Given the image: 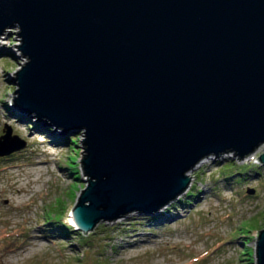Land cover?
I'll use <instances>...</instances> for the list:
<instances>
[{
	"label": "water",
	"instance_id": "95a60500",
	"mask_svg": "<svg viewBox=\"0 0 264 264\" xmlns=\"http://www.w3.org/2000/svg\"><path fill=\"white\" fill-rule=\"evenodd\" d=\"M12 26L27 57L14 105L85 130L84 232L156 214L201 158L264 141V0H0V34ZM25 144L3 126L0 155ZM255 254L264 264V226Z\"/></svg>",
	"mask_w": 264,
	"mask_h": 264
},
{
	"label": "rangeland",
	"instance_id": "374dc122",
	"mask_svg": "<svg viewBox=\"0 0 264 264\" xmlns=\"http://www.w3.org/2000/svg\"><path fill=\"white\" fill-rule=\"evenodd\" d=\"M9 29L0 40V133L9 124L26 144L0 155V264H256L264 226V141L244 157L233 150L204 156L185 190L157 214L135 210L101 219L83 237L72 224V209L87 184L85 130L58 134L55 125L35 122V112L14 105L12 79L27 57L19 27ZM67 134L77 142L65 141ZM58 212L73 226L67 234L52 230L47 219Z\"/></svg>",
	"mask_w": 264,
	"mask_h": 264
},
{
	"label": "trees",
	"instance_id": "16d2710c",
	"mask_svg": "<svg viewBox=\"0 0 264 264\" xmlns=\"http://www.w3.org/2000/svg\"><path fill=\"white\" fill-rule=\"evenodd\" d=\"M33 123V122H32ZM62 138V137H61ZM65 141H69V142H73V143H76L77 142V138L75 137V135H72V134H67L66 136H64ZM73 172V171H72ZM259 168H256L254 169L253 173H259ZM234 176V173H230L226 179L230 178V177H233ZM231 182V181H229ZM62 212V210H61ZM48 220H52L54 223H53V227H52V230H59L60 233L62 234H67L69 231H70V228H72L73 226H68L67 224H65L63 221H62V217H61V213L58 212L56 214H51L50 216L47 217ZM52 223V222H51ZM85 232L82 231L81 234L83 235V237H85L84 234ZM83 242L87 243L86 242V239L83 240ZM249 253L251 254L252 250L251 248L247 247Z\"/></svg>",
	"mask_w": 264,
	"mask_h": 264
},
{
	"label": "bare ground",
	"instance_id": "6f19581e",
	"mask_svg": "<svg viewBox=\"0 0 264 264\" xmlns=\"http://www.w3.org/2000/svg\"><path fill=\"white\" fill-rule=\"evenodd\" d=\"M2 34H3V33L0 34V40H1V41L3 40V35H2ZM14 119H15V118H14ZM22 123H23V120H22L21 118H18V120L15 122V125L20 126V125H22ZM20 127H21V126H20ZM56 127H57L56 131L58 132V134H59V131H58L59 129H61L62 131L65 130V128H63V127H61V126H60V127H59V126H56ZM56 136H57V133H55V135L53 136V139L56 138ZM201 160H202V159H200L196 164H199V162H201ZM196 164H195V167H196ZM191 169H192V168H191ZM191 169H188L187 172L190 173V170H191ZM192 170H193V169H192ZM189 178H191V175L189 176ZM190 180H191V179H190ZM17 189L19 190V188L16 187V190H17ZM170 206H172V205H170ZM162 207H163V206H162ZM167 208H168V209H167ZM167 208H164L165 213L168 212V211H170L169 207H167ZM154 215H155V214H154ZM154 215H153V216H154ZM37 241H38V240H37ZM123 248L126 249V248H127L126 245H121V248H120L119 250L122 251Z\"/></svg>",
	"mask_w": 264,
	"mask_h": 264
}]
</instances>
